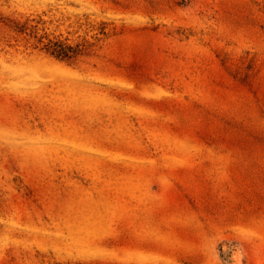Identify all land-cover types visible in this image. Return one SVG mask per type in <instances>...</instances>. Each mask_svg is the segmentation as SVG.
Returning <instances> with one entry per match:
<instances>
[{
    "label": "rangeland",
    "instance_id": "1",
    "mask_svg": "<svg viewBox=\"0 0 264 264\" xmlns=\"http://www.w3.org/2000/svg\"><path fill=\"white\" fill-rule=\"evenodd\" d=\"M0 264H264V0H0Z\"/></svg>",
    "mask_w": 264,
    "mask_h": 264
},
{
    "label": "trees",
    "instance_id": "2",
    "mask_svg": "<svg viewBox=\"0 0 264 264\" xmlns=\"http://www.w3.org/2000/svg\"><path fill=\"white\" fill-rule=\"evenodd\" d=\"M23 31L24 28H21ZM50 55L54 56L57 59H73L77 56V52L71 46H67L59 41L50 42V46L46 48Z\"/></svg>",
    "mask_w": 264,
    "mask_h": 264
}]
</instances>
